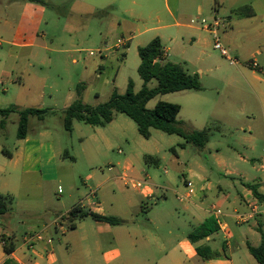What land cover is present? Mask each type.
<instances>
[{
	"label": "rangeland",
	"instance_id": "rangeland-1",
	"mask_svg": "<svg viewBox=\"0 0 264 264\" xmlns=\"http://www.w3.org/2000/svg\"><path fill=\"white\" fill-rule=\"evenodd\" d=\"M41 1L45 6L39 5L41 7H38L35 20L25 22L22 25L24 31L20 34L21 38L16 35V39L20 43L32 41L45 45L48 49L43 51L44 55L52 59L50 67H47L42 75L46 78L48 87L53 88L47 89L46 92L55 96L56 101L53 103H56L57 107L46 98L45 108L54 107L57 112L48 115L39 124L47 126L53 134L58 153L59 180L46 182L42 181L40 175H34L23 179L21 186L17 187L14 184L17 182L16 178H12L14 200L7 199L10 215L7 218L0 217V234L13 232L19 244L26 233L40 232L53 243L55 257L53 264H110L102 256L105 250L110 249V234L101 236L103 250H96L93 234L96 233L97 228L92 218L85 219L83 223L81 220L77 221L78 224L81 222V227L71 229L69 223L62 219L63 216L60 218L56 216L66 213L78 204L90 208L98 202H101L106 211L120 210L122 208L120 204H115L113 200L116 193V196L127 194L140 200L141 205L148 209L142 211L137 208L135 214L138 219L144 223L148 218L160 221L155 232L164 241L173 239L174 242L171 241L169 244L174 245L179 236L190 235L197 227V221L177 199L179 194L185 192V180L189 175V169L205 176L207 173L202 168H211L212 171L208 176L210 181L214 184L221 181L226 192L234 199L238 197L237 189H240V153L243 155L247 153L245 155L248 157H258V153L240 146V134H243L240 133L239 128L240 98L236 96L237 89H232L227 83L229 78L240 80V68L248 67L253 61L252 53L256 48L247 47L254 43L250 42L240 47V50H229L222 35L220 39L229 50L231 57L239 61L237 65L231 64L219 50L214 48L213 35H208V42L201 49L190 48L187 54L192 60L190 64H185L180 56V49L174 43L170 45L172 49L169 60L183 65L191 73L199 74L203 90L171 93L166 97L158 96L149 102L148 108L153 109L159 101L181 105L178 119L185 123L186 132L210 129V140L205 148L191 143L181 148L179 145L185 143L182 137L156 129H151V137L145 139L140 135L137 124L125 114H117L114 122L106 127L75 122L72 132H69L64 128L60 111L64 107L65 96L70 91L76 94L77 85H85L83 99L93 105L106 102L114 88L125 93L129 80L134 81L136 92L142 88L143 80L138 72L141 63L138 48L148 45L157 37V30H146L159 24L155 20L148 19L146 14L144 15L146 19L143 20L128 18L135 26L139 25L138 30H134L137 36L126 47L108 51L107 55L113 53V58L110 62L104 63V68H99L102 58L99 55L89 56V53L112 47L119 38L129 37L126 31L122 32L119 28V23L127 19L122 12L121 4L117 2L111 8L103 6L109 0ZM169 1L171 7L175 9L176 0ZM187 1L189 0H184L186 3ZM250 1L203 0L206 12L201 19L208 20L216 3L223 24L228 18L237 20L236 12L247 14L251 10ZM232 3L236 4L233 6ZM32 6L38 5L33 3ZM242 18L247 16L240 15V19ZM194 20L197 21V18ZM168 22L173 23V20L169 18ZM170 32L171 35L166 36L167 39L174 38L175 34L172 33L175 29H171ZM9 49L14 50L19 56L28 55V50L12 48L4 44L0 48L1 59L6 58L4 54ZM200 50L205 53L201 54ZM13 61L14 59L9 60V64ZM200 68L203 70L201 76L197 72ZM157 85V80H153L149 87L155 88ZM3 88L10 87L0 84L2 96H4ZM7 105L6 102L0 103V107L3 108L8 107ZM3 119L0 115V122ZM18 122L19 115L11 114L6 121V128L0 129V144L2 143L0 156L3 147L14 149ZM173 148L177 154L172 151ZM147 155L159 158V166L155 163H147ZM219 160L223 161L221 166ZM127 166L131 167L132 172L126 170ZM53 172L54 167L50 166L46 170V176L51 177ZM114 175H123V178L144 182L150 178L157 187L154 197L139 195L138 189L127 185L124 180L122 184L124 183L125 186L122 185L123 191H121L111 179ZM233 184L236 185V189L233 188ZM99 185L102 186L98 194ZM145 188L142 183L140 189ZM217 194L218 189L209 192L207 206L218 204ZM24 205H29V209L34 212L29 215L22 213L21 207L28 208ZM228 223L230 225L228 235L232 238L228 253L233 264H259L249 253L246 238L242 235V230L244 228L248 230L252 224L240 227L232 218ZM47 224L49 226L43 230ZM252 230L256 233L249 234V243L257 246L260 244L261 236L257 233V229ZM170 232H173V235H169ZM82 236H88V239L82 245H77ZM223 236L221 232L215 234L218 240H222ZM204 243L209 244L207 241ZM141 244L142 242H138L139 248ZM120 248L125 256L129 252L128 249L131 250L125 243H121ZM161 257L163 254L155 255L156 259Z\"/></svg>",
	"mask_w": 264,
	"mask_h": 264
},
{
	"label": "crops",
	"instance_id": "crops-1",
	"mask_svg": "<svg viewBox=\"0 0 264 264\" xmlns=\"http://www.w3.org/2000/svg\"><path fill=\"white\" fill-rule=\"evenodd\" d=\"M202 1L189 0L186 3L184 0H176L175 9L171 7L169 0H109L103 6L112 8L113 4L117 2L121 4L122 12L127 19L119 23V28L122 32H127L130 43L137 36L134 30H138L139 25L135 26L128 18L143 20L146 19L144 17L146 14L148 19L155 20L159 24L157 27L147 29L146 31H158L157 36L161 38L164 45L165 61H170L169 56L172 49L170 45L174 43L180 49V56L185 64H190L192 60L187 55L190 48H194L195 50L201 49L207 44L208 35L211 36V33L203 28L201 24L192 23L195 18L200 20L206 12V6ZM250 2L253 15L242 19L238 16L237 20L228 18L225 24L221 20L220 37L222 39L223 35L225 45L229 50H240V47L246 46L250 42L254 44L247 48H256L252 53V57L259 68L253 69L250 66L240 68V80L229 78L227 83L232 89H237L236 96L240 98L239 128L240 133H243L240 134V146L246 150L250 149L252 152L258 153V157H248L245 155L247 153L244 155L240 153V189H237V198L233 199L231 194L226 192L221 181L218 184L210 181L208 176L212 171L211 168H202L207 173L205 176L189 169V175L185 180V192L182 195L190 193L191 198L187 201H181L177 197L182 207L197 221L198 227L206 220L210 218L214 219L211 213V206H207L206 204L209 192L218 189L216 196L218 204L216 205L223 208L226 214L225 221L228 229L226 232L219 230L216 233H223V239L218 240L215 237L216 233H214L209 237L193 242L188 237L189 235H187L185 237L179 236L175 244L170 245L171 241L174 242L173 239L164 241L155 232L158 229L160 221L148 218L147 222L144 223L138 219L135 210L137 208L142 211L148 209L143 204L141 205L140 200H136L127 194L116 196L115 193L113 200H115V204H120L122 207L120 210L110 209L106 211L101 202L90 208L78 204L86 211L103 216L117 217L123 221L120 225H111L94 220L97 228L96 233L93 234L96 250H103L104 246L102 245L101 236L104 234L111 235L109 242L110 249L108 248L102 254L106 262L110 264H185L186 262H190V264H233V260L228 253L232 245V238L228 235L230 233L228 220L231 218L240 227L251 225L255 221L248 230L245 228L242 230V235L246 238L248 248L249 234L256 233L252 229H257V233L261 236V243L262 234H264V0H251ZM33 3L38 6H32ZM235 4L232 3L233 6ZM39 5L45 6L41 0H0V48L6 44L12 48L28 50L27 56H19L14 50L9 49L4 54L6 58H0V84L11 88H3L4 96L0 94V103L6 102L8 107L17 106L20 109L32 107L49 109L56 113L57 110H54V107L45 108L46 98L52 103L56 101L53 94L46 92L47 89L53 88L52 86L48 87V82L44 75H42L52 63L51 57L47 58L43 52L47 51L48 48L45 45L32 41L20 43L16 39V35L21 38L20 34L24 31V26L22 25L28 22V20L32 22L35 20V16L39 11L38 7H41ZM212 8V15H210L208 20H212L213 18L220 19L216 3ZM169 18L173 20V23L168 22ZM252 27L253 29L250 30ZM171 29H175V32L172 33V35L175 34L174 38L169 39L168 37L167 39L166 36L171 35ZM240 39H242L241 42ZM200 53L204 54L205 51L200 50ZM193 54H195L194 51ZM112 56L114 54L110 53L103 57L99 68H104V63L110 62V59L113 58ZM23 57L26 58L23 59ZM11 59H14V61L12 64H9V60ZM197 72L200 73V76L203 75L202 68L198 69ZM9 93L11 96H9ZM119 93L123 94L122 92ZM166 96L163 95V97ZM75 97V92L70 91L64 98V107L60 112L68 108L74 102ZM53 104L57 107L56 103ZM8 107H0V109ZM9 117H3L4 119L0 122V129L6 128V121ZM41 122L43 121L30 118L27 136L24 139L16 137L13 143V150L6 147L1 149L0 196H10L14 200L12 194H15V191L14 187L11 186L13 183L11 181L12 178H16L17 182L14 184L17 187L21 186L23 179L34 175H40L42 181L46 182L59 180L58 153L53 141V134L47 126H40L39 123ZM0 147H2V143ZM222 162L218 161L220 166L223 164ZM50 166L54 167V172L51 177H47L46 170ZM126 170L132 172L130 166H127ZM90 178L92 177L90 176ZM111 179L123 191V175H114ZM144 185L146 186L144 190L138 189L139 195L148 198L154 197L157 189L155 183L150 178H147ZM249 185L256 188L262 197L261 199L255 196ZM101 186L99 185L98 188L100 189ZM189 186L191 188H187ZM233 188H237L235 184H233ZM100 191L101 189L97 193L99 194ZM256 203L261 205L259 213L253 219L239 221L238 215L248 214L250 206ZM24 206L28 208L21 207L22 213L29 215L34 212L29 209V205ZM69 211L58 214L56 218L65 216ZM9 215L8 211V213L0 217L7 218ZM85 219L81 220L82 223ZM80 223H76L75 229L81 227ZM48 226V224L45 225L43 230H46ZM2 234L15 238L16 249L13 253L8 254L4 250L3 242L0 241V264H43L45 262L53 264L55 262L53 243L48 244L46 241L39 242L32 249L25 243L24 235L21 243L18 244L17 237L13 232ZM169 235H173V232H170ZM87 239L88 236H82L77 245H82ZM205 241L209 244L204 243ZM138 242H142L141 248L138 247ZM121 243H125L128 248L129 246L131 248V250L128 249L129 252L126 256L120 248ZM198 248H204L205 254L215 253V255L209 258H202L198 254ZM50 249L53 250L52 255L49 254ZM157 253L163 254V257L156 259L155 255Z\"/></svg>",
	"mask_w": 264,
	"mask_h": 264
},
{
	"label": "trees",
	"instance_id": "trees-1",
	"mask_svg": "<svg viewBox=\"0 0 264 264\" xmlns=\"http://www.w3.org/2000/svg\"><path fill=\"white\" fill-rule=\"evenodd\" d=\"M43 4L45 3L43 2ZM236 14L239 17L240 15L250 17L253 12L250 10L247 14H244L238 11ZM138 53L141 59L138 72L143 80L142 88L136 92L134 81L129 80L125 93L121 94L117 88H114L106 102L93 105L86 103L83 99L86 90L85 85H77L76 99L61 112L64 128L72 132L75 122L95 127H106L115 120L117 114H125L137 124L140 135L145 139L151 137V129H156L169 135L182 137L185 143L179 145L181 148H185L187 143L204 148L209 142L210 129L186 132L184 130L185 123L178 119L181 112L180 105L159 101L153 109L148 108L149 102L158 96L184 91H202L203 86L199 75L191 73L181 64L165 61L164 45L158 36L150 41L148 45L139 47ZM153 80H157L158 85L155 88H150L149 84ZM14 113L19 115L17 137L18 139H24L29 131L30 118L44 121L48 115L54 112L49 109L34 107L20 109L17 106L0 109V115L3 117H8ZM172 151L176 154L174 148ZM146 161L147 163H155L156 166L160 164L159 158L151 155L146 156ZM249 187L256 197L262 198L254 186L249 185ZM7 199L13 200L10 196H0V216L8 213L10 209ZM88 217L111 225H120L123 222L117 217L103 216L86 211L80 205L74 206L63 216V219L69 223V228L75 229L77 221ZM218 231L219 227L216 221L210 218L196 227L189 237L191 241L197 242ZM0 241L3 242L6 253L11 254L15 251L16 242L13 236L0 235ZM204 251V248H198V254L202 258L215 255V253L205 254ZM248 251L259 264H264V234H262V241L259 246L248 243Z\"/></svg>",
	"mask_w": 264,
	"mask_h": 264
},
{
	"label": "built area",
	"instance_id": "built-area-1",
	"mask_svg": "<svg viewBox=\"0 0 264 264\" xmlns=\"http://www.w3.org/2000/svg\"><path fill=\"white\" fill-rule=\"evenodd\" d=\"M200 21V22H199ZM193 24H201L203 26V28H205L208 32L211 33V35H213V38L215 40V44H214V48L219 50L221 52V54L226 57L231 64L233 65H237L238 64V60L234 59L231 57V55L229 54V50L224 46V44L221 41V37H220V29L222 26V21L218 18H213L212 20H206V19H197V21L193 20L192 21ZM130 42L129 38H119L116 43L112 46V47H108L105 49H99L97 51H91L89 53V56H96L99 55V57L103 58L107 55L108 51L111 50H120L121 48L126 47ZM249 66L253 69H258L259 66L255 61L250 62ZM111 170V168H109ZM123 180L125 181V183L127 185H131L132 188L134 189H140L142 187V183H144V181H140V180H135L133 178H126L124 177ZM187 188H191L190 186ZM191 198V194L188 193L187 195H182L179 194L178 195V199L181 201H187ZM261 208V205L256 203V204H252L250 206V211L248 214L245 215H238V220L240 221H247L250 219H253L258 213H259V209ZM211 213L214 216V220L216 221L219 230L226 232L227 231V225H226V221H225V217L226 214L223 210V208H221L218 205H212L211 206ZM63 219V217H62ZM58 225V223H57ZM46 241L48 244H51L52 241L50 239H46L44 237L43 234H41L40 232L38 233H26L25 234V243L27 245L30 246V248L34 249V246L39 243V242H43ZM50 255L53 254V250L50 249L49 252Z\"/></svg>",
	"mask_w": 264,
	"mask_h": 264
}]
</instances>
